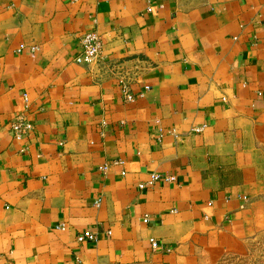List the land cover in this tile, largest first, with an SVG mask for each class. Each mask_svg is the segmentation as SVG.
Here are the masks:
<instances>
[{
	"label": "crops",
	"instance_id": "0c3cea01",
	"mask_svg": "<svg viewBox=\"0 0 264 264\" xmlns=\"http://www.w3.org/2000/svg\"><path fill=\"white\" fill-rule=\"evenodd\" d=\"M86 32L107 64L72 63ZM262 230L264 0H0V264H215Z\"/></svg>",
	"mask_w": 264,
	"mask_h": 264
},
{
	"label": "built area",
	"instance_id": "2783aa9c",
	"mask_svg": "<svg viewBox=\"0 0 264 264\" xmlns=\"http://www.w3.org/2000/svg\"><path fill=\"white\" fill-rule=\"evenodd\" d=\"M150 0H146L149 2ZM146 11L149 12L150 9L146 8ZM80 44L77 52L72 57V63L89 67L91 65L98 66L100 63L107 64L108 61L103 60L100 56L102 42L100 36L96 32H86L81 34L80 36ZM123 92L125 90L122 87ZM126 99H130V96L125 92ZM9 131L15 138H20L31 131V126L28 122H26L22 117L17 116L15 120H13L9 124ZM156 179L155 177H151V180ZM168 180H172V178H168ZM139 189L143 188L142 185L138 186ZM143 222H146V219H143ZM108 235L109 232H106ZM95 239L94 235L89 232H82L77 236V240L81 241H93ZM150 247L155 249L157 244L155 242H150Z\"/></svg>",
	"mask_w": 264,
	"mask_h": 264
},
{
	"label": "rangeland",
	"instance_id": "374dc122",
	"mask_svg": "<svg viewBox=\"0 0 264 264\" xmlns=\"http://www.w3.org/2000/svg\"><path fill=\"white\" fill-rule=\"evenodd\" d=\"M215 264H264V230L239 241Z\"/></svg>",
	"mask_w": 264,
	"mask_h": 264
}]
</instances>
